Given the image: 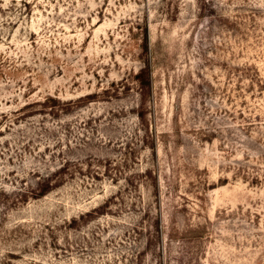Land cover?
<instances>
[{"label":"rangeland","instance_id":"374dc122","mask_svg":"<svg viewBox=\"0 0 264 264\" xmlns=\"http://www.w3.org/2000/svg\"><path fill=\"white\" fill-rule=\"evenodd\" d=\"M0 264H264V0H0Z\"/></svg>","mask_w":264,"mask_h":264},{"label":"trees","instance_id":"16d2710c","mask_svg":"<svg viewBox=\"0 0 264 264\" xmlns=\"http://www.w3.org/2000/svg\"><path fill=\"white\" fill-rule=\"evenodd\" d=\"M145 34V42L143 43V48L145 49L146 48V45H147V43H146V32L144 33ZM144 69H142L141 71H143Z\"/></svg>","mask_w":264,"mask_h":264}]
</instances>
